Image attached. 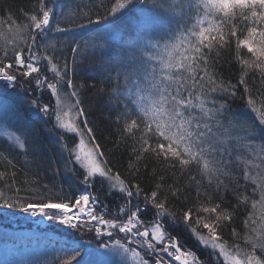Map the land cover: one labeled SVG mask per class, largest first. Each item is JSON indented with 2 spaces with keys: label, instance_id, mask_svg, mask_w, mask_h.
Here are the masks:
<instances>
[{
  "label": "snow or ice",
  "instance_id": "6c2138e0",
  "mask_svg": "<svg viewBox=\"0 0 264 264\" xmlns=\"http://www.w3.org/2000/svg\"><path fill=\"white\" fill-rule=\"evenodd\" d=\"M107 3L66 16L64 0H37L21 22L0 0V212L40 217L71 241L31 264H264V0ZM85 88L117 129L114 150H128L123 172ZM241 88L251 116L231 108ZM13 152L35 175L62 165L80 187L27 170L18 181Z\"/></svg>",
  "mask_w": 264,
  "mask_h": 264
},
{
  "label": "trees",
  "instance_id": "16d2710c",
  "mask_svg": "<svg viewBox=\"0 0 264 264\" xmlns=\"http://www.w3.org/2000/svg\"><path fill=\"white\" fill-rule=\"evenodd\" d=\"M66 4L65 8V13L66 16L71 15L73 11H78L76 8L77 4H84L87 5L88 8L85 9L86 11L88 9H91L93 13H95L97 7L100 4V0H64ZM114 2V0H112ZM6 3L13 5V11L15 15L20 19L21 22H23V16L21 15L19 9L23 8L25 11H31L32 6L37 3V0H6ZM108 6L107 0H105V7ZM100 11H103V9H100ZM7 14L4 11H0V17H5ZM133 23V17L131 14L120 17V19L117 21V24L120 25V28L122 31H128L130 29V26ZM4 27H7V23L3 25ZM55 38V37H54ZM60 39H63V37H59ZM70 55V53H69ZM227 55V54H226ZM236 65H232V72H236ZM221 71H223L224 75L226 78H230L233 83L236 82V75L233 74L230 76L229 72V67L225 65ZM49 75H51L49 73ZM84 82L83 77H78L77 78V83H82ZM256 87H259L257 84ZM255 91V89H254ZM83 94H84V103L85 107L88 108V111L90 113L89 119L93 121L94 126L98 129L100 133H102V139L101 143L104 146V150L106 154L111 158L112 163L117 165L119 169L123 172L124 168L127 164L128 160V150L121 146L120 149L114 150V141L117 139V129L115 125L113 124L112 120L109 119V113L106 110V106L102 103L99 102V98L95 95V89H83ZM243 89L241 88L238 91V94L234 98L231 99V108L234 111L240 112L245 114L246 116H251L253 115L252 113L249 112V110L246 108V100L243 98ZM10 100H12L11 97H9ZM257 103L259 105V99L257 100ZM48 141L51 145H55V136H48ZM3 142L0 141V144ZM131 144V141L128 142ZM12 156L14 157V163L16 164L18 169H22V171H18L16 179L18 181H23L25 179L24 171H28V179H37L41 183H51L54 182L58 187L62 186L66 191L70 192H77L78 188L80 187L78 184V181L70 174L66 173L63 166L60 165V173L59 175H54L52 168L47 167L45 165L43 168L39 170V175H35L36 169L32 168L30 170L25 169V164H24V158L18 153V152H13ZM149 164V170L152 167H158V165H155V163L149 159L148 160ZM53 168L56 167V165L52 166ZM0 170H5L3 162H0ZM147 185L151 186L154 183V178L149 177L144 181ZM169 182L170 178H169ZM183 183V180L181 181ZM99 187V186H98ZM191 196H195V192L192 191ZM109 199H112L109 197ZM228 199L231 201V195L229 194ZM234 203V201H232ZM19 215L17 218L11 220L8 218V216H5L2 212H0V227L3 229H14V230H29L32 231V226H31V221L27 220L25 218V215L18 213ZM236 226L239 228L241 227V222L238 220L236 222ZM37 232H49V234L55 235H47L44 236L43 239L39 242L34 243L35 237H32V235H24V236H19L15 234L10 233H2L0 231V243H4L6 245H11L17 249H23V247H28L30 246H36L40 245L41 247L47 248L50 251V254H48V257L46 259H49L51 257H54L56 253L60 250L61 246L65 245L66 242H71L69 240V235L67 232L60 228V227H53L51 224L49 228H42L38 227L35 229ZM19 236V237H18ZM180 238L184 240L187 244L188 247L192 248L194 251H197V255L200 256L202 260H210L209 253L208 251L200 248L198 249L196 247L195 242L191 239V237L187 233H181ZM79 240V236L76 238ZM88 237H84V240H87ZM34 243V244H33ZM39 260H45L44 259H39ZM24 264V263H23ZM25 264H31L25 263ZM210 264H214V262L210 261Z\"/></svg>",
  "mask_w": 264,
  "mask_h": 264
},
{
  "label": "rangeland",
  "instance_id": "374dc122",
  "mask_svg": "<svg viewBox=\"0 0 264 264\" xmlns=\"http://www.w3.org/2000/svg\"><path fill=\"white\" fill-rule=\"evenodd\" d=\"M11 98L13 101L16 99V97H11ZM18 215H19L18 213L15 215H8V218L13 220L17 218ZM26 219L29 220V222L32 220V226L33 225L35 226L38 223L43 225L45 228H49L50 226V223L48 221L42 220V218L40 217H29ZM0 231L2 233L4 232L8 234L10 233V235L11 234H15L19 236L32 235V237H35L34 239L35 244L36 242L41 241L44 236L52 235L55 237V235L49 234V232L41 233L38 231L36 232L35 230L29 231L26 229L14 230V229H7V228L3 229L2 227H0ZM48 254H50L49 249L41 247L40 245L30 246V248L23 247V249H17L11 245H6L2 242L0 243V264H3V262L5 261L7 262V264H23V263L25 264L33 260H39V259H44V258L46 259L48 257Z\"/></svg>",
  "mask_w": 264,
  "mask_h": 264
}]
</instances>
